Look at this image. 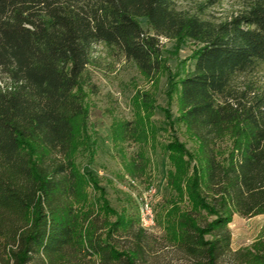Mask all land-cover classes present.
<instances>
[{
    "label": "trees",
    "instance_id": "16d2710c",
    "mask_svg": "<svg viewBox=\"0 0 264 264\" xmlns=\"http://www.w3.org/2000/svg\"><path fill=\"white\" fill-rule=\"evenodd\" d=\"M228 2L233 10L214 12ZM183 38L198 49L178 82V121L198 149L177 138L166 145L176 193L170 240L198 264H219L231 252L233 216L264 215V88L240 82L264 68V0H0V237L15 248V264L61 258L82 237L75 204L87 182L75 155L88 109L78 90L97 48L156 78L162 39ZM131 125H122L123 140H155L152 123ZM98 201L113 211L103 192ZM201 212L214 219L201 225ZM119 221L106 239L88 232L83 249L135 264L110 244Z\"/></svg>",
    "mask_w": 264,
    "mask_h": 264
},
{
    "label": "rangeland",
    "instance_id": "374dc122",
    "mask_svg": "<svg viewBox=\"0 0 264 264\" xmlns=\"http://www.w3.org/2000/svg\"><path fill=\"white\" fill-rule=\"evenodd\" d=\"M235 6L228 2L214 12L225 13ZM140 22L143 29L152 34L147 21L141 19ZM161 43L165 70L156 78L146 77L132 62L108 47L97 48L95 61L86 72V81L78 90L88 109L86 126L75 155L87 182L84 195L75 204L82 239L66 248L61 258L50 261L34 255L28 264H129L126 258L110 261L89 255L81 243L88 232L93 231L96 236L106 239L111 226L119 220L124 225L112 232L110 244L119 252L133 255L135 264H198L170 240L166 217L176 196L167 178L172 166L166 145L177 138L189 152L198 149L196 139L178 121L177 91L178 82L188 71L189 58L198 45L185 38L162 39ZM2 79L0 75V84L4 83ZM240 82L252 83L256 90H261L264 88V68L247 81ZM136 122L138 126L152 123L156 128L155 140L150 137L144 145L134 135L123 140L122 125L131 123L130 128H135ZM220 145L225 147L227 144ZM142 152L143 159L140 158ZM135 161L141 168L134 170ZM88 174L96 178L100 189H96ZM102 192L113 211L102 209V202L98 201ZM146 202L156 216V226L150 231L140 226L141 210ZM182 206L187 208L188 204ZM195 217L201 225L214 219L206 212L195 214ZM229 229L231 252L219 264H264V215L244 217L235 214ZM13 249L4 237H0V264H15Z\"/></svg>",
    "mask_w": 264,
    "mask_h": 264
},
{
    "label": "built area",
    "instance_id": "2783aa9c",
    "mask_svg": "<svg viewBox=\"0 0 264 264\" xmlns=\"http://www.w3.org/2000/svg\"><path fill=\"white\" fill-rule=\"evenodd\" d=\"M140 226L143 230L150 231L156 226V216L148 202L144 203L141 210Z\"/></svg>",
    "mask_w": 264,
    "mask_h": 264
}]
</instances>
